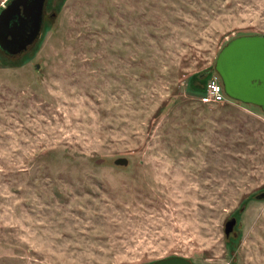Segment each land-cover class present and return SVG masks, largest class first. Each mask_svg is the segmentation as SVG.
Segmentation results:
<instances>
[{"label":"rangeland","instance_id":"obj_1","mask_svg":"<svg viewBox=\"0 0 264 264\" xmlns=\"http://www.w3.org/2000/svg\"><path fill=\"white\" fill-rule=\"evenodd\" d=\"M55 9L0 49V264H264V112L196 90L264 0Z\"/></svg>","mask_w":264,"mask_h":264},{"label":"water","instance_id":"obj_2","mask_svg":"<svg viewBox=\"0 0 264 264\" xmlns=\"http://www.w3.org/2000/svg\"><path fill=\"white\" fill-rule=\"evenodd\" d=\"M25 0H11L0 10V49L7 53H16L25 48L26 43H20L18 50L11 42H20L18 30L20 25L14 24L9 29V21L20 14L19 4ZM27 1V0H26ZM43 0H36L31 6L34 23L39 27L41 5ZM10 34L13 39H8ZM215 71L220 76L225 93L233 100L246 104H255L264 112V34L238 35L223 45L215 59ZM117 163L124 164L126 159H117ZM264 198V192L257 195ZM232 218L225 224L224 232L228 236L235 225ZM153 264H193L188 259L172 256L168 259L157 260Z\"/></svg>","mask_w":264,"mask_h":264},{"label":"flooded vegetation","instance_id":"obj_3","mask_svg":"<svg viewBox=\"0 0 264 264\" xmlns=\"http://www.w3.org/2000/svg\"><path fill=\"white\" fill-rule=\"evenodd\" d=\"M11 0H7L5 4L0 8H4L6 5ZM59 0H43L42 5H41V15H40V21H39V27L36 28V24L34 23L35 19L33 17L32 10H30L31 6L36 3V0H25L23 4H19V11L20 14L16 15V17H12V19L9 21V29H13L14 24L20 25V28L17 33H19V38H16L20 40V42H11L12 45L15 46L16 50H18L17 47H19L20 43L23 42L24 44L26 43L25 48L21 49L19 52L16 53H4L6 55L16 57L21 55L23 52L28 51L38 40L40 35L43 32V29L46 26V22L49 20V18L55 17L57 12L55 9V5L58 3ZM8 39H13V37L8 34L7 35ZM14 40V39H13ZM172 257V256H171ZM171 257L167 258H162V259H168ZM161 260V259H158ZM156 261L151 262L150 264H153Z\"/></svg>","mask_w":264,"mask_h":264},{"label":"built area","instance_id":"obj_4","mask_svg":"<svg viewBox=\"0 0 264 264\" xmlns=\"http://www.w3.org/2000/svg\"><path fill=\"white\" fill-rule=\"evenodd\" d=\"M205 92L199 97L202 104L230 102L232 99L225 93L218 76H212L205 84Z\"/></svg>","mask_w":264,"mask_h":264},{"label":"trees","instance_id":"obj_5","mask_svg":"<svg viewBox=\"0 0 264 264\" xmlns=\"http://www.w3.org/2000/svg\"><path fill=\"white\" fill-rule=\"evenodd\" d=\"M218 75V74H217ZM200 77H202V75H200ZM220 77V76H219ZM219 79V82H220V84H221V86H223L222 85V82H221V79L220 78H218ZM206 84V83H205ZM205 85L203 86V87H198V88H196V90L200 93V96L201 95H203L204 94V92H205ZM233 100V99H232Z\"/></svg>","mask_w":264,"mask_h":264}]
</instances>
